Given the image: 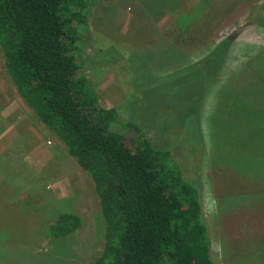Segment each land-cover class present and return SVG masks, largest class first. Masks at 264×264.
Wrapping results in <instances>:
<instances>
[{
    "label": "rangeland",
    "instance_id": "374dc122",
    "mask_svg": "<svg viewBox=\"0 0 264 264\" xmlns=\"http://www.w3.org/2000/svg\"><path fill=\"white\" fill-rule=\"evenodd\" d=\"M259 7L258 0H93L80 52L100 104L140 123L199 180L214 264H264V109L256 97L264 88V28L247 24ZM234 29L217 71L204 57ZM0 210V230L10 231L0 254L14 246L7 264H94L103 249L91 176L21 99L1 49ZM59 211L81 219L70 237L48 232Z\"/></svg>",
    "mask_w": 264,
    "mask_h": 264
},
{
    "label": "trees",
    "instance_id": "16d2710c",
    "mask_svg": "<svg viewBox=\"0 0 264 264\" xmlns=\"http://www.w3.org/2000/svg\"><path fill=\"white\" fill-rule=\"evenodd\" d=\"M92 1L0 0V49L21 99L95 185L104 244L94 264H214L199 180L186 177L172 149L156 147L140 123L101 105L81 73ZM258 1L247 24L264 28V0ZM239 32L223 35L204 57L217 61V71ZM256 91L262 112L264 88ZM80 225L77 214L59 211L48 232L67 238ZM6 233L0 230V242ZM13 249L2 248L0 264L13 259Z\"/></svg>",
    "mask_w": 264,
    "mask_h": 264
}]
</instances>
